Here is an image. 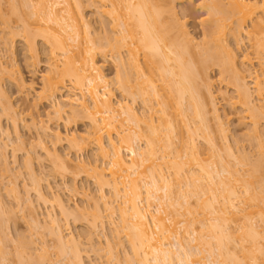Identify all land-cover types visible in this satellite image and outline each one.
Here are the masks:
<instances>
[{
	"label": "bare ground",
	"instance_id": "1",
	"mask_svg": "<svg viewBox=\"0 0 264 264\" xmlns=\"http://www.w3.org/2000/svg\"><path fill=\"white\" fill-rule=\"evenodd\" d=\"M33 1L0 0L1 25L6 28L0 39L14 53L16 37H20L19 45L33 63L41 60V53L46 54L49 70L39 98L52 100L56 112L68 113L69 119L84 118L88 122L86 132L67 134L66 140L79 151L96 148L108 159L110 169L106 171L96 164L92 169L98 177L94 178L101 186L111 184L114 194L123 198L124 206L118 208L122 226L119 231H124L136 264H264V231L256 229L252 222V217L258 215L264 224V127H259L264 123V0H209L206 6L210 18L204 23L201 42L194 40L178 17L175 3L179 0H96L100 2L99 13L108 19L103 22L114 30L105 34L92 29L91 21L80 15V7L74 5L77 0ZM61 4L65 5L60 7ZM43 21L54 23L57 31L51 34L50 29L55 28ZM119 25L122 27L115 29ZM228 36L236 45L242 37L252 41L260 69L254 78V89L247 79V70L240 66L236 48L226 42ZM83 40L88 43L85 47H81ZM78 43L88 54L80 53V65L70 54V45ZM96 50L112 53L119 87L133 101L140 97L145 111L138 113L129 101H114L109 81L95 58ZM58 55L66 57L60 68ZM241 61L252 62L249 56ZM212 67L229 75V83L237 92L233 104L240 105L242 118L251 123L248 136L256 142L255 157L246 152L238 154L228 141L212 89ZM4 71L8 70L0 62V75ZM15 83L20 89L27 86L21 75ZM63 91L73 95L64 97ZM59 95L63 99H58ZM254 95L263 102L258 104ZM16 113L0 79V114L13 118ZM0 128L8 141H13L10 131L1 125ZM15 135L22 138L19 132ZM54 136L60 141L65 139L60 131ZM199 138L206 143L205 157ZM43 148L54 157L53 168L76 174L69 159L51 152L45 144ZM90 163L81 160L78 169H86ZM164 164L170 169L165 171ZM237 165L243 166L245 172ZM24 166L30 178L25 185L35 191L39 200L48 202L45 178L37 173L30 158ZM5 171L10 172L6 165ZM21 174H16V179ZM107 175L110 179H105ZM139 181H143L142 186ZM193 196L195 211L191 210ZM16 198L19 200L20 196L16 194ZM101 198L106 208L114 212L115 207L104 193ZM2 200L0 205H5ZM52 200L62 213L70 211L59 194H52ZM26 201L34 206L32 199ZM164 205L185 207L190 216L183 221L174 217L169 224L160 213ZM172 212L179 214L178 209ZM238 213L248 223L240 239L243 255L232 244L236 242L233 231L222 223L237 220ZM207 215H211L210 219L197 227L196 222ZM102 216L98 207L91 226L97 227ZM50 218L49 232L60 250L70 256V264H85L81 239L66 237L60 219L54 215ZM32 220L40 228V220ZM181 222L185 224L182 236ZM245 240L250 241V246L242 243ZM108 245V252L115 256L112 242ZM204 249L208 254L199 257ZM22 252L18 249L20 256ZM42 258L40 255L38 260ZM126 261L132 258L127 257Z\"/></svg>",
	"mask_w": 264,
	"mask_h": 264
},
{
	"label": "rangeland",
	"instance_id": "2",
	"mask_svg": "<svg viewBox=\"0 0 264 264\" xmlns=\"http://www.w3.org/2000/svg\"><path fill=\"white\" fill-rule=\"evenodd\" d=\"M44 1L48 2L49 0ZM33 2L36 3L37 0ZM207 2L209 0H179L175 3L178 17L185 23L190 35L194 37L196 42L203 40V26L210 18L209 9L206 6ZM64 5L61 4L60 7ZM74 5L80 7L81 16L91 21L92 29L93 27L97 28L103 34L114 31L105 25L108 19L102 17L99 13L101 9L99 1L77 0ZM120 21L122 23V20ZM43 24L55 28L50 29L51 34L58 29L54 26V23L43 21ZM121 27L119 25L115 29L118 30ZM3 30H6V28H3L0 20V37L4 35ZM62 33L65 35V32L62 31ZM17 38L19 39L20 37H16L18 41ZM41 38L38 37V39ZM242 38L243 40L239 45L235 44L231 36L227 37L226 42L236 48L240 66L247 70V79L252 89H254V78L257 73H260V69L257 58H255L252 41H249L246 37ZM17 41L14 53H12L7 50V44L3 39H0V62L8 70L0 75V79L17 110L13 117L15 118L14 120L8 115L0 114V125L3 129H8L11 137H13V141H8L0 128V152H4L3 157H0V198L3 199V204H5L0 205V262H2L0 264H70V256L65 255L60 250L56 238L49 232L51 228L50 215L57 216L60 219L63 233L66 237L73 235L75 238L81 239L85 264H136V256L132 253L126 237H123L124 231H119L122 226L121 212L118 208L124 206L122 203L123 198L114 194L111 184L101 186V183L95 179L98 174L92 169L97 164L105 167L106 171H108L110 169L108 159L98 154L96 148L79 151L69 146L66 135L86 132L88 122L84 118L69 119L68 113L56 112V106L53 105L52 100L39 98L43 89L44 75L49 70L46 54L41 53V60L33 63V59L27 58V52L24 51L23 47L19 45V41ZM80 43L81 47L88 45L85 40ZM80 43L70 45V54L77 61V65H80V53L88 55L86 51L81 50L79 47ZM111 54V52L104 53L96 50L95 58L101 64L102 72L109 81V88L113 92L114 101H129V103H133L132 106L138 113H142L145 111L142 99L138 96L134 101L131 98L129 99L127 93L119 87L115 79L117 65ZM244 56H249L252 62H242L241 59ZM57 57V64L60 68L63 65V59L66 57L64 55H58ZM209 74L212 78L215 102L221 114V119L227 128L228 141L233 144L236 151H239L238 154L246 152L255 157L257 154L256 142L248 136L251 131V123L248 119L242 118L244 112H242L240 105L233 104L237 92L229 83V75L222 74L221 69L218 67L210 68ZM19 75L24 77L27 85L22 89L18 88L15 83V79ZM62 94L64 97L73 95L69 91H63ZM254 97L258 104L263 102V99L257 95H254ZM58 99L63 98L59 95ZM149 106L147 105V107ZM33 118L36 121L33 122ZM263 125L264 123L261 122L259 127L263 128ZM133 127L136 128L135 125ZM56 131H60L65 139L57 140L54 136ZM16 132H19L22 136L20 140L16 138ZM40 138H43L44 141L41 142ZM198 141L199 146L203 150L202 156L205 157L207 152L206 143L202 138H199ZM44 144L51 152L55 151L69 159L73 165L72 171H77L76 174L72 172L65 173L53 168L54 157L45 153ZM140 144L142 147L145 146L144 143ZM28 158L32 161L37 173L45 178L43 185L50 196L48 202L39 200L35 191L31 187L28 189L25 185L26 182L27 184L30 182L27 169L24 166ZM81 160L91 163L86 166V169H78L77 165L81 163ZM157 162L162 163L163 160H157ZM5 165L10 169L9 173L5 171ZM237 167L241 169L242 173L245 172L243 166L237 165ZM163 168L165 171L170 169L165 164ZM186 170L187 168H185ZM19 172H22V174L16 179V174L18 175ZM107 176L109 177L105 179H110V175ZM172 178L174 179V184H176L175 187L178 186L175 176H172ZM120 180H123V177ZM139 182L142 186L143 181ZM238 186L241 191L242 187L240 184ZM176 188L178 189V187ZM142 190L144 191V187H142ZM102 193L107 196L110 204L115 207L114 212H110L106 208L104 200L101 198ZM16 194L20 196L19 200L16 198ZM52 194L61 196L70 210L68 213H62L58 203L52 200ZM26 198L33 200V207L28 204ZM190 200L193 203L191 210L195 211L197 208L195 205L196 196H193ZM179 201H182V199ZM2 206L6 209L3 210ZM98 207H101L103 216L98 219V225L94 228L90 222L93 221V214ZM152 209L155 210L156 208ZM175 209H178V215L173 214L174 212L172 211H175ZM160 213L167 218L166 222L169 224L173 223L174 217L183 221L190 216L186 212V208L180 205H164ZM168 216H170V219H168ZM33 217H37L40 220V228H36L34 225ZM210 217L211 215H207L201 218V221H197V227L200 228L202 221L206 222ZM238 217L235 221L228 220L222 223H224V227L233 231L236 236V242H232V244L237 245L236 250L239 255H243V251L240 249V239L246 231L244 228L248 223H244L242 213H238ZM252 222L256 229L264 231V224L258 215L252 217ZM180 227L182 236L185 233V224L181 222ZM109 241L112 242V252H114L115 256L108 252ZM172 242L175 243V239H172ZM242 243L250 246L249 240H245ZM261 244H264V241ZM18 249L23 250L22 256L18 254ZM173 249L176 251L175 246ZM206 254L208 253L204 249L199 254V257H203ZM257 254L262 256V252ZM3 255L5 256L4 258H2ZM40 255L43 258L38 260ZM127 257H131L132 261L127 262ZM204 259L208 260L207 257ZM259 261L262 262L263 260L259 259Z\"/></svg>",
	"mask_w": 264,
	"mask_h": 264
}]
</instances>
